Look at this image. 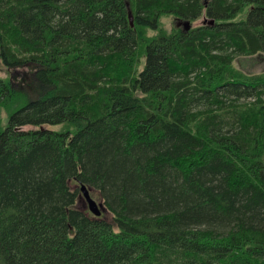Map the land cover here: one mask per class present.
Masks as SVG:
<instances>
[{
    "label": "trees",
    "instance_id": "trees-1",
    "mask_svg": "<svg viewBox=\"0 0 264 264\" xmlns=\"http://www.w3.org/2000/svg\"><path fill=\"white\" fill-rule=\"evenodd\" d=\"M262 52L264 0H0V264H264Z\"/></svg>",
    "mask_w": 264,
    "mask_h": 264
},
{
    "label": "rangeland",
    "instance_id": "rangeland-1",
    "mask_svg": "<svg viewBox=\"0 0 264 264\" xmlns=\"http://www.w3.org/2000/svg\"><path fill=\"white\" fill-rule=\"evenodd\" d=\"M211 20L212 19L210 17L203 13V15L199 19L190 21V26L191 28L197 27ZM181 22V18L174 17L172 15H166L162 17V24L168 31H170L173 26L183 28L184 25ZM233 66L238 70H242V72L246 74H257L264 72V53H257L251 56H237L233 61ZM0 76L5 79L11 80L13 88L16 91L21 92L25 98H33L39 95V82L34 78L32 66H23L14 69H8L0 59ZM242 100L244 99H241V101ZM4 115V122H6L7 116L6 114ZM31 127L32 126L28 125L25 126L24 129H29ZM51 127L55 129L59 128V126L57 125H53Z\"/></svg>",
    "mask_w": 264,
    "mask_h": 264
},
{
    "label": "water",
    "instance_id": "water-1",
    "mask_svg": "<svg viewBox=\"0 0 264 264\" xmlns=\"http://www.w3.org/2000/svg\"><path fill=\"white\" fill-rule=\"evenodd\" d=\"M129 19H130L131 25H134V16H133V13L131 10H129ZM211 22L213 23L214 20L212 19ZM181 23L184 25V27H183L184 30L189 31V29L191 28L190 20H185V21L182 20ZM81 190H82L83 196L87 202V206H88L89 210L95 216L100 217L103 213V204L98 202L95 198H93L89 188H87L86 185H82Z\"/></svg>",
    "mask_w": 264,
    "mask_h": 264
}]
</instances>
